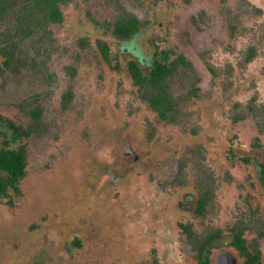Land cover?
<instances>
[{
	"label": "rangeland",
	"instance_id": "374dc122",
	"mask_svg": "<svg viewBox=\"0 0 264 264\" xmlns=\"http://www.w3.org/2000/svg\"><path fill=\"white\" fill-rule=\"evenodd\" d=\"M33 2L0 0V117L29 132L11 145L26 166L0 197V264H199L216 233L208 264H244L237 226L264 264V0H59L60 23ZM128 16L141 27L122 44L103 26ZM155 49L191 64L166 80L175 123L126 70ZM9 135L0 122V146Z\"/></svg>",
	"mask_w": 264,
	"mask_h": 264
},
{
	"label": "trees",
	"instance_id": "16d2710c",
	"mask_svg": "<svg viewBox=\"0 0 264 264\" xmlns=\"http://www.w3.org/2000/svg\"><path fill=\"white\" fill-rule=\"evenodd\" d=\"M58 1L34 0L35 8L40 13V20L48 22L59 21L61 19V14L57 7ZM112 27L111 34L122 41H126L137 32L139 24L136 19L128 16L117 20ZM98 47L102 58L105 62L109 63L110 58L106 46L99 43ZM179 61L183 62L181 59ZM147 66L148 69L144 70L135 61H129L127 63V71L136 85L145 89L146 87L154 89L155 93L149 97L148 101L157 110L160 117H165L172 104H170L168 97L165 96L160 86L166 76L170 74L171 69L176 66V63L169 64L168 54L160 52L159 59H155V61L149 65L147 64ZM0 122L10 131L9 137L4 136L0 146V197H4L8 189L19 193L18 185L24 176L26 162L24 148L11 147V145L23 137L24 132L10 121L0 119ZM244 161L247 160L244 159ZM205 204L206 202L203 198L198 200V215L202 214ZM179 227L186 233L184 225L181 224ZM226 239L228 240L227 245L233 247L244 258V264H263L255 243H248L243 236V231L238 226L232 228ZM224 241V238L219 233L207 236L197 248L199 264H208L211 250L218 245L224 244ZM79 245V242H76V247H79Z\"/></svg>",
	"mask_w": 264,
	"mask_h": 264
},
{
	"label": "flooded vegetation",
	"instance_id": "af4514ba",
	"mask_svg": "<svg viewBox=\"0 0 264 264\" xmlns=\"http://www.w3.org/2000/svg\"><path fill=\"white\" fill-rule=\"evenodd\" d=\"M57 7H58V3H57ZM58 9H59V8H58ZM59 12H60V10H59ZM60 14H61V19H60L59 21H48L47 23H49V22H50V23H60V22H62V20H63V16H62V13H61V12H60ZM133 18H134V17H133ZM134 19H136V18H134ZM136 20H137V19H136ZM137 22H138V24H139V28H140V27H141V24L139 23L138 20H137ZM94 23H95V24H98V22H96V21H94ZM112 26H113V24H112V25H104L103 27L106 28V31L109 32L110 36H111L114 40H116L117 42H120V43H122V44H127L129 41H131V39H133V38L137 35V32H138V30H139V28H138L137 32H136V33H135L130 39H128V40H126V41H122V40H120L119 38H116V37H114V36L111 34V30H112V28H113ZM107 27H108V28H107ZM99 43L104 44V45L106 46V48L108 49L109 58H110V62H109V63L105 62V60L102 58V55H101L100 51H99V53H100L101 60H102L105 64H107L108 66H110V65H111V62H112L110 47L108 46V44H107L106 42L101 41V40H98L97 43H96L98 50H99V47H98V44H99ZM160 52H166V53L168 54V63H169V64H170V63H171V64H172V63H174V64L176 63V66H174V68L171 69L170 74L166 76V78L162 81L161 86H160V89L165 93V96L168 97V99H169V101H170V104H172L171 107H170V109H169V111L166 113L165 117H160V115L158 114L157 110H155V109L151 106L150 102L148 101L149 97H150L152 94L155 93L154 89L151 88V87H150V88H147V87H146V89H145V88H142V87L139 86V85H136V84L134 83L133 79L131 78V76L129 75L128 71H127V73H128V75L130 76L133 85L137 87V89L139 90V93L142 95V96H141V97H142V100L145 101V102L147 103L148 107H149V108L155 113L157 119H158L159 121H162V122H165V123H175V122L177 121V113H176V108H175L176 103H175V101L173 100V98H172V96H171V94H170V92H169V90H168V87H167V85H166V80L176 72L178 66L181 65V66H183V67H187V68H189V67L191 66L190 62H188V61L186 60V58H185L184 56H182V55H179V56H177L176 58L171 59V58H170V55H171V52H170V51H168V50H160V51H158V50H156V49H155V51H154L153 54H152V58L149 59V60L146 59V60L142 61L143 58H142V56H140L137 60L133 59V60H129V61H135V62L140 66L141 69H144V70H145V69H148V68H147V67H148L147 64L149 65V64H151V62L155 61V59H159V53H160ZM252 54H253V53L251 52V54H249L248 58H246V61H247L248 63H249V62L251 61V59H252ZM179 59H181L183 62L181 63V62L179 61ZM129 61H128V62H129ZM128 62H127V63H128ZM126 70H127V64H126ZM262 109L264 110V106L262 107ZM35 113H36V114H39V111H38V110H35ZM0 119H1V117H0ZM2 120H3V119H2ZM6 121H9V120H6ZM10 122H12V121H10ZM22 131L24 132L23 136H28V134H29L28 130H23V129H22ZM25 134H26V135H25ZM123 153H125V154L128 155V156H130L134 162H137V160H138V155L135 154L131 148H129V147L126 148V149L124 150ZM244 159H246L247 161H244ZM241 161L244 162V163H248V162H249V159H247V158H241ZM257 167L259 168V178H260L261 181H262V180H264V164L257 162ZM261 172H262V175H261ZM18 186H19V185H18ZM15 194H18V193H15ZM201 198H203V197H199L198 200L201 199ZM203 199H204L205 202H206V199H205V198H203ZM198 200H197V207H198ZM205 205H206V204H205ZM204 207H205V206H204ZM180 229H181V228H180ZM181 230H182V229H181ZM182 231H183V230H182ZM230 231H231V230H230ZM76 242H77V240H73V241L69 242V243L66 245V247L69 248V249L67 250V252H69V251H70V252H71V251H76V250L78 249V247H76ZM259 253H260V251H259ZM70 255H71V253H70ZM260 258H261V253H260ZM261 262H262V261H261ZM262 263H263V262H262Z\"/></svg>",
	"mask_w": 264,
	"mask_h": 264
},
{
	"label": "water",
	"instance_id": "95a60500",
	"mask_svg": "<svg viewBox=\"0 0 264 264\" xmlns=\"http://www.w3.org/2000/svg\"><path fill=\"white\" fill-rule=\"evenodd\" d=\"M215 264H235V260L230 253H220L215 259Z\"/></svg>",
	"mask_w": 264,
	"mask_h": 264
}]
</instances>
